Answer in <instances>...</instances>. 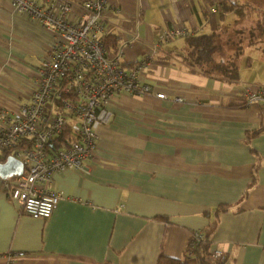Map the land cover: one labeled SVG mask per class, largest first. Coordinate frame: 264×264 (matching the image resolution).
<instances>
[{
  "label": "crops",
  "instance_id": "0c3cea01",
  "mask_svg": "<svg viewBox=\"0 0 264 264\" xmlns=\"http://www.w3.org/2000/svg\"><path fill=\"white\" fill-rule=\"evenodd\" d=\"M70 1L76 20L83 0ZM234 1L258 9L108 0L105 33L118 37L124 68L150 56L138 76L151 93H113L93 157L52 174L50 189L62 198L48 218L23 213L0 187V254L20 252L13 256L18 264H156L161 253L182 257L191 233L200 231L222 264H264V104L247 103L242 93L264 87V29L251 28L263 17L264 0ZM169 27L213 32V61L237 66V77L190 64L184 36L158 42ZM51 42L12 0H0L1 105L29 101Z\"/></svg>",
  "mask_w": 264,
  "mask_h": 264
},
{
  "label": "built area",
  "instance_id": "2783aa9c",
  "mask_svg": "<svg viewBox=\"0 0 264 264\" xmlns=\"http://www.w3.org/2000/svg\"><path fill=\"white\" fill-rule=\"evenodd\" d=\"M12 5L51 33L52 42L37 68L29 101L16 109L0 104V163L10 156L22 163V171L3 179L0 187L23 213L48 218L62 198L60 192L50 189L52 174L82 168L83 161L93 157L96 129L110 120L108 103L113 93L123 90L137 97L151 93L138 76L150 56L124 68L122 46L107 50L103 20L108 0H83L76 20L69 18L74 5L70 0H48L46 6L36 0H12ZM186 34L184 28L169 27L159 33L158 42ZM242 93L247 103L264 104V87H245ZM154 96L165 98L163 92ZM173 101L183 99L175 96ZM66 123L73 126V138L66 146L56 148L53 140ZM202 238L200 231L191 234L188 257L194 256ZM16 254L21 253L0 254L3 264H18L13 259ZM221 255L217 250L211 252L214 258Z\"/></svg>",
  "mask_w": 264,
  "mask_h": 264
},
{
  "label": "trees",
  "instance_id": "16d2710c",
  "mask_svg": "<svg viewBox=\"0 0 264 264\" xmlns=\"http://www.w3.org/2000/svg\"><path fill=\"white\" fill-rule=\"evenodd\" d=\"M209 4H220L224 10H235L242 13L245 8H254L249 3H237L234 0H206ZM261 20L257 21L254 25L257 26V30L264 29V9ZM210 21H213L210 18ZM216 26V23H214ZM217 27V26H216ZM116 35L106 34L103 36V43L108 51H114L119 45V40ZM186 43V57L190 64L195 66L197 69L206 74H214L218 76H223L227 78H236L237 77V66L232 63H227L223 61L215 62L213 61V53L217 48V45L214 42L213 32L210 34H198V35H184ZM242 106V105H241ZM73 126L70 123H66L62 133L53 140L54 147H63L66 146L70 139L73 138ZM258 133L253 131L248 134L250 136ZM218 210H224V207H218ZM192 234V233H191ZM212 250L210 249V242L206 236L198 242L194 256L188 257L185 253L182 257H171L164 254H160L157 258L156 264H191L194 261L196 264H222L224 262V257H212Z\"/></svg>",
  "mask_w": 264,
  "mask_h": 264
},
{
  "label": "water",
  "instance_id": "95a60500",
  "mask_svg": "<svg viewBox=\"0 0 264 264\" xmlns=\"http://www.w3.org/2000/svg\"><path fill=\"white\" fill-rule=\"evenodd\" d=\"M22 171V163L14 157H8L4 162L0 163V177L17 175Z\"/></svg>",
  "mask_w": 264,
  "mask_h": 264
},
{
  "label": "rangeland",
  "instance_id": "374dc122",
  "mask_svg": "<svg viewBox=\"0 0 264 264\" xmlns=\"http://www.w3.org/2000/svg\"><path fill=\"white\" fill-rule=\"evenodd\" d=\"M255 24H256V23H255ZM255 24H254V25H255ZM254 25L251 27L252 29L257 28V27H255ZM262 39H264V36L262 37ZM252 50H254V49H252ZM252 50H251V51H252ZM259 53H260V52H259ZM259 53L255 52V51H252L250 54H253V55L258 54V55H259Z\"/></svg>",
  "mask_w": 264,
  "mask_h": 264
}]
</instances>
